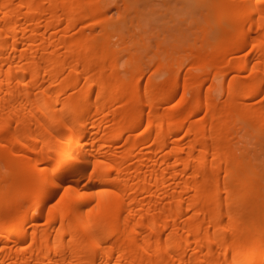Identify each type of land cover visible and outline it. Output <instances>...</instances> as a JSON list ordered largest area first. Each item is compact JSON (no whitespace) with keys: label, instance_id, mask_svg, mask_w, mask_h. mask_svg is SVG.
<instances>
[{"label":"bare ground","instance_id":"6f19581e","mask_svg":"<svg viewBox=\"0 0 264 264\" xmlns=\"http://www.w3.org/2000/svg\"><path fill=\"white\" fill-rule=\"evenodd\" d=\"M133 2L0 0V264H264V0Z\"/></svg>","mask_w":264,"mask_h":264},{"label":"rangeland","instance_id":"374dc122","mask_svg":"<svg viewBox=\"0 0 264 264\" xmlns=\"http://www.w3.org/2000/svg\"><path fill=\"white\" fill-rule=\"evenodd\" d=\"M135 1H138L137 6L132 4L128 10L112 8L107 10L104 16L111 23L129 26L131 32L138 36L141 35L142 28H146L145 34L148 37L145 41L147 42L154 41L155 34H159L157 37L160 36L164 40L163 42L177 41L182 37L181 33H188L197 21L205 20L216 27L215 21L219 18L217 13L204 10L199 4V0H155V2L159 1L160 3L153 6L149 2L147 3L148 0ZM161 2L165 4L163 5ZM254 133L255 137H260L259 133ZM251 147L257 156L255 159L257 164L264 172V143H253Z\"/></svg>","mask_w":264,"mask_h":264}]
</instances>
